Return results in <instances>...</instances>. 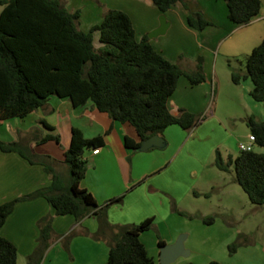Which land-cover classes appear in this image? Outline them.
Masks as SVG:
<instances>
[{"label": "crops", "instance_id": "crops-1", "mask_svg": "<svg viewBox=\"0 0 264 264\" xmlns=\"http://www.w3.org/2000/svg\"><path fill=\"white\" fill-rule=\"evenodd\" d=\"M61 1L70 11L79 9V27L83 30L99 22L106 9L118 8L130 16L136 37L146 35L155 49L169 60L185 69H193L196 58L202 57L205 80L190 84L185 76H180L168 101L171 111L185 108L200 117L190 128L167 125L158 133L165 145L146 150L126 143V138L141 142L133 124L112 118L90 100L73 106L68 98L52 94L43 106L23 117L0 119L1 140H17L32 153L49 154L53 166L64 175L68 173L63 161L64 150L70 143L71 128L77 127L85 137L101 135L102 143L95 146L98 152H92L95 147L85 149L87 168L79 185L89 190L99 205L122 195L121 201L110 203L105 209L113 227L107 226L97 236L93 235L99 224L96 213L79 219L72 214L59 215L40 195L18 201L0 228L1 234L17 248L16 264H27L29 260L30 264H103L116 227L145 218H151L152 225L141 231L139 238L154 264H162L158 262L159 240L171 243L180 233L186 234L184 245L189 253L185 257H189L179 263L205 264L217 259L226 264L225 245L235 238L237 231L226 228L225 224L216 226L217 230L213 231L218 220L204 223L202 216L207 215V211L201 199H212L213 189L222 187L227 178V174L210 171L211 167H216L213 163L216 149L224 157L231 153H222L231 134L226 119H232L234 124L238 118L246 122V117L254 113L248 109L243 113L231 110L234 101L239 104L236 99L240 97L221 92L218 69L223 64H217V58L221 56L223 62L231 57L238 59L262 40L264 0H261L258 15L244 24H235L229 19L225 0H180L163 11L169 21L165 33L152 37L148 32L159 24L162 13L152 0ZM190 11H200L211 23L202 29L188 25L186 16ZM95 36L98 32H94ZM251 88L247 89L248 93ZM221 99L228 100L227 113L219 109ZM43 120L53 129L46 127ZM47 132L58 133L60 141L49 139L39 145L37 139ZM224 173H230V183L236 182L232 170ZM50 181L51 174L41 163L30 162L16 151L0 148V203ZM231 190L225 186L221 192L228 195ZM207 191H210L208 196L203 194ZM215 205L226 207L222 200ZM44 216L51 219L52 234L47 246L37 250L39 221ZM195 226L204 232L199 235ZM192 255H197L196 261L190 260Z\"/></svg>", "mask_w": 264, "mask_h": 264}, {"label": "trees", "instance_id": "trees-1", "mask_svg": "<svg viewBox=\"0 0 264 264\" xmlns=\"http://www.w3.org/2000/svg\"><path fill=\"white\" fill-rule=\"evenodd\" d=\"M152 1L163 12L180 0ZM225 1L228 17L235 24L251 21L261 7V0ZM0 5V119L23 117L55 94L68 98L73 106L90 100L112 118L133 124L141 140L162 132L167 125L190 128L198 121L200 116L185 108L171 111L168 101L180 76H185L190 84L205 80L202 57L196 58L193 69L169 60L146 35L136 37L125 11L108 8L99 22L83 30L79 27V9L70 11L61 0H0ZM186 21L196 29L211 23L200 11H190ZM94 32H98L99 46L94 44ZM244 58V72L231 70V79L239 83L249 77L250 95L264 103V37ZM246 123L255 136L254 146H264V120L250 114ZM43 124L53 129L44 120ZM49 139L60 141L55 132H47L37 141ZM101 143V135L85 137L80 129L72 127L70 143L64 150L63 161L68 168L64 175L53 166L49 154L32 153L17 140L0 139L2 150L16 151L30 162H39L51 174L49 184L0 203V228L18 201L38 195L45 197L59 215L72 214L79 219L96 213L99 224L94 236L107 226L113 227L105 209L108 204L121 201L122 195L99 205L92 193L79 185L87 168L85 149ZM126 143L134 147L140 144L129 138ZM213 163L221 170L234 172L235 181L252 203L264 204V152L253 147L224 157L216 149ZM203 194L208 196L210 191ZM202 220L210 223L213 216H202ZM39 225L36 249L43 250L52 234L51 219L44 216ZM151 225V218L118 225L103 264H154L139 238L140 232ZM244 236L238 232L228 243L230 253L236 251ZM162 243L159 240V245ZM16 262L15 244L0 232V264ZM205 264L223 263L211 259Z\"/></svg>", "mask_w": 264, "mask_h": 264}, {"label": "rangeland", "instance_id": "rangeland-1", "mask_svg": "<svg viewBox=\"0 0 264 264\" xmlns=\"http://www.w3.org/2000/svg\"><path fill=\"white\" fill-rule=\"evenodd\" d=\"M1 7L2 6L0 5V9ZM94 43L97 45L99 44L98 36H95ZM238 59L231 57L229 58V60L224 59L223 62L221 56H218L217 64H219L220 62H222L223 64L222 68L220 66V68L218 69V75L221 84L220 90L221 92H224L226 94L229 93L231 96L240 97L236 99L239 101V104H237V101H234L232 106H229L230 108H232L231 110L237 111V113H243L245 109H248L252 111L257 117H260L259 119L264 120V103L253 99V97L248 93L247 90L249 89V87H252L251 79L247 77V79L241 80L240 83H235L231 79V70L237 72L245 70L244 56H240L238 57ZM229 64L230 67H228ZM216 66L217 68L219 67L218 65ZM227 101L228 100L226 99H221L219 101L218 106L219 109L223 111L222 113H227ZM226 122L228 123V127H230L229 130L231 134L228 137L227 144L222 149V153L226 155L228 151H231V153L235 154L240 150L238 147L239 141L247 142L249 127L247 123L240 118L236 119L235 124L233 123L234 121H232V119H226ZM41 143L42 142H38L39 145ZM254 148L258 151L264 152V146H254ZM212 170L221 174H227V178L222 183V187H215L213 189L211 196L212 199H207L204 197H202L201 199L203 200L202 207H204V210L207 211V215H212L213 220H218V224H216L212 230H217L216 226L225 224L227 225L226 228H233L237 231V233L241 231L245 234V236L241 238L240 244L238 245L235 252L230 253L227 247L228 244L225 245V253L228 257L225 259V263L264 264V204L252 203L249 200L246 192L237 182L230 183L228 181L230 173H224V171H220L217 167H211L210 171ZM225 186L232 189L231 193L228 195H224V193L221 192V189H223ZM220 200H222V202L226 206L225 208H217V206L215 205V203ZM218 228L222 230L220 227ZM195 231L199 235L204 232L198 226H195ZM198 242H200V240ZM208 244H210V242H208ZM205 247H207V245H204V248ZM192 256L194 257L190 260L196 261L197 257L195 256L197 255ZM188 257L189 256L185 257L180 255L175 260L166 264H181L179 262L187 259ZM194 264H197V262H195Z\"/></svg>", "mask_w": 264, "mask_h": 264}, {"label": "water", "instance_id": "water-1", "mask_svg": "<svg viewBox=\"0 0 264 264\" xmlns=\"http://www.w3.org/2000/svg\"><path fill=\"white\" fill-rule=\"evenodd\" d=\"M169 26V21L166 20L165 14L162 12L159 15V24L148 32V36H156L158 34L165 33ZM42 104L41 106H43ZM165 145V141L161 135L154 133L149 137L142 139L137 146L139 150H146L152 146L162 147ZM185 233L179 234L176 239L171 243H162L159 245V262L162 264L169 263L175 260L178 256H186L189 253V249L184 245Z\"/></svg>", "mask_w": 264, "mask_h": 264}, {"label": "built area", "instance_id": "built-area-1", "mask_svg": "<svg viewBox=\"0 0 264 264\" xmlns=\"http://www.w3.org/2000/svg\"><path fill=\"white\" fill-rule=\"evenodd\" d=\"M247 142H242V141H239L238 143V147L240 150H249V149H252L254 147V140H255V136L252 132H249L248 135H247ZM99 148L98 147H95L92 149V152L93 153H96L98 152Z\"/></svg>", "mask_w": 264, "mask_h": 264}]
</instances>
